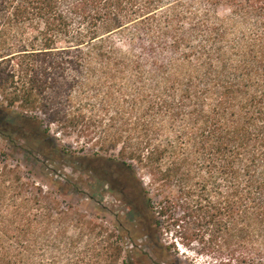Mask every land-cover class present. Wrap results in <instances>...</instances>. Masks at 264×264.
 Masks as SVG:
<instances>
[{
  "label": "trees",
  "instance_id": "1",
  "mask_svg": "<svg viewBox=\"0 0 264 264\" xmlns=\"http://www.w3.org/2000/svg\"><path fill=\"white\" fill-rule=\"evenodd\" d=\"M0 94L19 123L0 137L45 160L116 153L144 211L140 237L98 241L0 149V264H171L176 243L264 264V0H0Z\"/></svg>",
  "mask_w": 264,
  "mask_h": 264
},
{
  "label": "rangeland",
  "instance_id": "2",
  "mask_svg": "<svg viewBox=\"0 0 264 264\" xmlns=\"http://www.w3.org/2000/svg\"><path fill=\"white\" fill-rule=\"evenodd\" d=\"M0 105L6 107L3 96L0 94ZM16 113L24 116L37 115L40 113H27L16 109ZM14 112L7 110L0 112V121L8 120L15 127L13 119ZM11 130V131H10ZM9 128L7 133L13 135ZM51 136L55 139L59 149L69 148L71 151H78L80 146L77 140L66 138L58 134L55 126H52ZM13 142L0 137V149L6 154V160L12 167L20 169L22 174L30 180L43 187L45 191L57 193L62 205H72L76 211L93 221L96 227L95 239L103 241L114 230L130 228L132 233L140 237L141 221L144 215L143 196L139 188L142 176H132L124 167L108 162V158L116 156L103 154L102 160L96 162H83L75 158H64L60 155H53L49 160L38 156L26 141L13 135ZM136 173H139L136 170ZM57 181L67 182L71 188L67 194H60L54 185ZM143 184L147 186L148 180L144 179ZM70 235H78L77 229L69 225ZM103 239V240H102ZM160 243L166 247L174 241L170 235H160ZM84 242V241H83ZM83 242L79 244L82 246ZM139 243L142 240H138ZM192 250H187L179 243L171 246V264H219L215 259L202 257Z\"/></svg>",
  "mask_w": 264,
  "mask_h": 264
},
{
  "label": "built area",
  "instance_id": "3",
  "mask_svg": "<svg viewBox=\"0 0 264 264\" xmlns=\"http://www.w3.org/2000/svg\"><path fill=\"white\" fill-rule=\"evenodd\" d=\"M0 99H2L1 96H0Z\"/></svg>",
  "mask_w": 264,
  "mask_h": 264
}]
</instances>
